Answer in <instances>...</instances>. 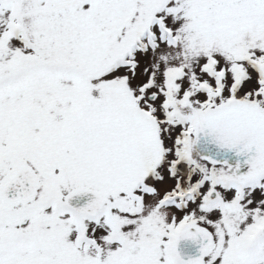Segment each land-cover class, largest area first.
<instances>
[{
    "label": "snow or ice",
    "instance_id": "6c2138e0",
    "mask_svg": "<svg viewBox=\"0 0 264 264\" xmlns=\"http://www.w3.org/2000/svg\"><path fill=\"white\" fill-rule=\"evenodd\" d=\"M0 264H264V0H0Z\"/></svg>",
    "mask_w": 264,
    "mask_h": 264
}]
</instances>
